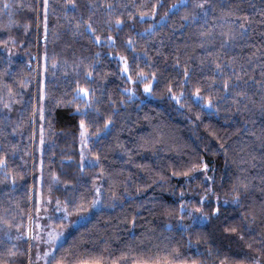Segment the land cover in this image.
<instances>
[{"label":"trees","instance_id":"1","mask_svg":"<svg viewBox=\"0 0 264 264\" xmlns=\"http://www.w3.org/2000/svg\"><path fill=\"white\" fill-rule=\"evenodd\" d=\"M0 161V264H264V0H0Z\"/></svg>","mask_w":264,"mask_h":264},{"label":"rangeland","instance_id":"2","mask_svg":"<svg viewBox=\"0 0 264 264\" xmlns=\"http://www.w3.org/2000/svg\"><path fill=\"white\" fill-rule=\"evenodd\" d=\"M43 24H45V11ZM121 66L122 73H125L124 64L121 63ZM149 83L151 82H145L144 85ZM144 85L142 88V99L147 100L151 98V94L150 92H146L144 90ZM193 99L196 102H199L205 110H210V104L208 102H200V97L197 98L194 95ZM87 139L86 132L82 137L80 130L79 152L80 165L82 167L96 164L95 159L89 158L87 156ZM87 217L88 215L71 217L63 208H54L49 203L44 205L39 200H37L35 205V216L32 218L33 221H30L29 228L27 229V237H29V243L32 246L30 264H44L45 260L50 257L54 248L66 237L71 227L84 222ZM53 233H59V236L56 239L55 247H53V245L49 242V236ZM45 252H48L49 255L45 256Z\"/></svg>","mask_w":264,"mask_h":264},{"label":"snow or ice","instance_id":"3","mask_svg":"<svg viewBox=\"0 0 264 264\" xmlns=\"http://www.w3.org/2000/svg\"><path fill=\"white\" fill-rule=\"evenodd\" d=\"M45 3H47V0H45ZM153 11H155V5L153 6ZM141 15H143V13ZM120 22L121 21L119 19H117V23L119 24ZM85 23L87 24V27L89 29H92V26H91L90 23H88V22H85ZM241 27L243 28L244 25H241ZM92 31L94 32V29H92ZM96 39H97V42H99V39L100 38L99 37H96ZM108 39L109 40H112V37L109 36ZM121 60L124 61V63H125L124 71H128L126 59L124 57H121ZM217 67L219 68L220 66L217 65ZM185 75L187 76V71L185 72ZM129 79H131V77H129ZM224 87H225V90L228 89L229 85H228L227 81L225 82ZM78 88H79V91H78L77 97L78 98H81L79 94L80 93H83V99H84L85 105L90 106L89 100L87 99V97L89 95V90L86 89V88L79 87V86H78ZM144 90L146 92H150L151 91V83L145 84L144 85ZM128 91H131V89H128ZM171 91H172L171 88H169V92H171ZM199 95H200V89L197 88L196 89V92L194 93V96H196L198 98ZM172 98L175 99V100H177V102H179V97L173 95ZM43 99H44V93H43V86H42V90H41V100H43ZM208 103L210 104L211 102L208 101ZM77 110L79 111V109H77ZM109 122L110 121H107V120L105 121V127H107V125L109 124ZM80 127H81V136L83 137L84 134H85V132L87 131V129L85 127V122H84L83 119L80 121ZM0 162H2V161H0ZM205 167H207V165H205ZM236 195L238 196L239 193H236ZM201 199L203 200V197H201ZM57 203H59V201ZM81 210H83V209H81ZM198 211H199V209H198ZM213 211L215 212L216 210L213 209ZM233 231H235V229H233ZM58 236H59V233H53V234H50V236H49V242L53 245V247H55L56 239H57ZM10 255H14V253H10ZM48 255H49V253L48 252H45V256H48ZM49 264H66V261L64 259H62V258H56L55 256H53V258L49 261ZM257 264H259V261H257Z\"/></svg>","mask_w":264,"mask_h":264}]
</instances>
